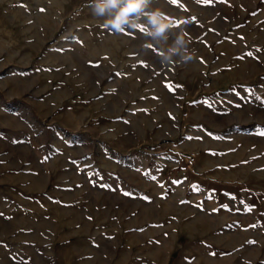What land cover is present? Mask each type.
Segmentation results:
<instances>
[{
    "label": "rangeland",
    "instance_id": "obj_1",
    "mask_svg": "<svg viewBox=\"0 0 264 264\" xmlns=\"http://www.w3.org/2000/svg\"><path fill=\"white\" fill-rule=\"evenodd\" d=\"M155 7L0 0V264H264V0Z\"/></svg>",
    "mask_w": 264,
    "mask_h": 264
},
{
    "label": "clouds",
    "instance_id": "obj_2",
    "mask_svg": "<svg viewBox=\"0 0 264 264\" xmlns=\"http://www.w3.org/2000/svg\"><path fill=\"white\" fill-rule=\"evenodd\" d=\"M152 0H89L92 14L104 18V27L115 33L136 30L142 21L148 25L150 38H163L166 45L160 52V63L170 65L191 61L195 49L190 47V39L185 30H180L174 37L170 29L172 21L164 18L159 7L151 8Z\"/></svg>",
    "mask_w": 264,
    "mask_h": 264
},
{
    "label": "snow or ice",
    "instance_id": "obj_3",
    "mask_svg": "<svg viewBox=\"0 0 264 264\" xmlns=\"http://www.w3.org/2000/svg\"><path fill=\"white\" fill-rule=\"evenodd\" d=\"M169 2L173 5L177 4L178 0H169ZM141 31H143V28L140 29ZM150 47V46H149ZM261 135H264V133H261Z\"/></svg>",
    "mask_w": 264,
    "mask_h": 264
}]
</instances>
